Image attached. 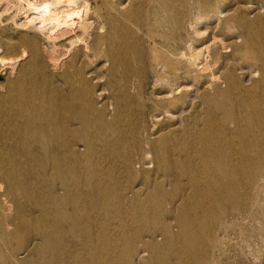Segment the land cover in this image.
<instances>
[{"label": "bare ground", "instance_id": "bare-ground-1", "mask_svg": "<svg viewBox=\"0 0 264 264\" xmlns=\"http://www.w3.org/2000/svg\"><path fill=\"white\" fill-rule=\"evenodd\" d=\"M126 1L0 0V264H215L216 228L262 195L264 0ZM186 80L203 106L178 130Z\"/></svg>", "mask_w": 264, "mask_h": 264}, {"label": "rangeland", "instance_id": "rangeland-1", "mask_svg": "<svg viewBox=\"0 0 264 264\" xmlns=\"http://www.w3.org/2000/svg\"><path fill=\"white\" fill-rule=\"evenodd\" d=\"M90 1H92V2H90ZM126 0H125V4H126ZM89 4H90V7H91V9H94V7H95V2H94V0H89ZM8 17L9 16H6V17H3L2 18V20H4L5 22H4V24H5V26H3V27H1L0 26V36H1V32H2V34H7L8 33V35L10 36V37H13V38H16V36L18 35V28H17V26L16 25H14L9 19H8ZM6 18V19H5ZM214 25H216L215 23H212L210 26V28L208 29V30H206L208 33H205L206 34V36H204V37H208V38H210L214 33H216V31L219 29V26H220V23H219V25L217 26V28L216 29H214L213 27H214ZM11 26V27H10ZM213 30H212V29ZM210 30V31H209ZM214 32V33H213ZM191 33V32H190ZM212 33V34H211ZM61 39V41H63L64 39H65V37L64 38H60ZM39 40H40V42H42L43 43V47L47 50V51H49V50H51L52 49V45H53V42H49L48 40H46L43 36H40L39 35ZM46 42V43H45ZM56 43H58V41H56ZM52 44V45H51ZM50 45V46H49ZM45 46H47V47H45ZM48 46H49V48H48ZM198 46V48L199 47H202V46H200L199 44L198 45H196V47ZM49 49V50H48ZM92 66V67H91ZM95 67V70H93L94 69V67ZM100 66H102V65H98L96 62H93L92 64H88V67H87V70H88V75H89V77L87 78L88 79V81H89V83H90V86H91V88H92V91H93V96H95L96 98H98V99H102V101H104L105 100V102H106V107L108 108V109H110L111 110V108H112V106L113 105H110V104H112L113 102L110 100H108V99H106V97H107V94H108V90H106L107 88L105 87V85L103 84L104 83V80H105V78H103V76H105V68L104 67H100ZM98 68H100L99 69V71L98 70H96V69H98ZM102 68H104V70L102 69ZM92 71V72H91ZM95 71V72H94ZM98 71V72H97ZM101 71H102V73H101ZM90 72L91 73H93L94 72V75L93 74H91L90 75ZM100 72V73H99ZM238 72L240 73V74H246L245 75V78H244V80H245V82H248V83H251L250 81H249V79H250V75H249V71H247V70H238ZM61 73V71H57V72H55L53 75H54V80H56V81H54L53 80V82H54V86L55 87H58V88H61V89H65V86H63L64 84H63V80L61 79V76H59V74ZM95 74H97V75H102V77L101 76H97V75H95ZM87 75V76H88ZM59 76V77H58ZM247 76V77H246ZM94 78V79H93ZM97 78H99V79H97ZM101 78H103V79H101ZM249 78V79H248ZM61 80V81H60ZM97 80H98V82H99V84L97 83ZM248 80V81H247ZM59 81V82H58ZM103 81V82H102ZM188 81V82H187ZM56 82V83H55ZM58 82V83H57ZM96 84H95V83ZM182 82V81H181ZM102 83V85L100 86V84ZM183 83V85H186V87H185V89L184 90H186V92H188V97H186V102H187V104L183 107V109L182 110H179V111H177L176 113H172V116L170 117H167L168 119H170L169 121H171L170 123L175 127L176 126V129H178V130H181V129H184L189 123H191V122H188V119L190 118V116H191V113L193 112V110L196 108V106L198 105V106H200V107H202L203 105L201 104V100H200V95H201V93H200V90H199V85L197 84V83H195V82H191L190 80H186V82L185 81H183L182 82ZM186 83V84H185ZM56 84V85H55ZM59 84H61V86L59 85ZM63 84V85H62ZM192 84H194V86L192 85ZM191 85H192V87H191ZM188 86V87H187ZM221 86H224L223 84L221 85ZM94 87V88H93ZM101 87H102V89H101ZM105 87V88H104ZM191 89H190V88ZM103 88H104V90H105V93L106 94H103L104 93V90H103ZM98 89V90H97ZM103 90V91H102ZM194 90V91H193ZM95 91H97V94H95ZM212 92V91H211ZM148 93H149V90H148ZM98 94H100V95H98ZM193 94H194V96H193ZM96 95H98V96H96ZM198 96V98H197V96ZM195 96H196V98H195ZM149 97H150V95H146L145 97H144V100H143V105H147V108H148V111H146V114L145 115H148L147 117L144 115V117H143V121L145 122V124L146 123H148V124H146V126H147V128L149 129V131H151V132H154L157 128H158V126H159V123L161 122V120L160 121H157V119H153L152 120V118H151V115H153L154 113L157 115V114H159L160 113V110H161V105H156V104H154L153 102H151L150 100H149ZM152 98L153 99H157V98H155V97H153L152 96ZM197 99H198V101H197ZM188 100H190V101H188ZM200 100V101H199ZM157 101V100H156ZM110 102H112V103H110ZM193 102H195V103H193ZM101 103V102H100ZM100 103H99V105H100ZM110 103V104H109ZM148 103V104H147ZM190 103V104H189ZM109 104V105H108ZM189 104V106H187ZM98 105V106H99ZM111 106V107H110ZM154 106V107H153ZM189 108H190V110H189ZM191 112V113H190ZM151 114V115H150ZM175 114V115H174ZM182 114V115H181ZM178 116V117H177ZM152 117H154V116H152ZM160 117V116H159ZM145 118V119H144ZM148 118H149V120H148ZM180 118V119H179ZM165 119H166V117H165ZM154 121L155 122H157V123H154ZM179 121V122H178ZM151 123V124H150ZM178 124H180L179 125V127L177 126ZM183 124V125H182ZM152 127H151V126ZM181 127V128H180ZM151 159H152V157H150L149 159H148V161H146L145 163L146 164H149L150 162H151V164L153 165V160L151 161ZM146 164H144V165H146ZM140 166H142V165H139V164H136L135 165V169H134V171H136V173H141V170H142V168L140 167ZM138 170V171H137ZM154 170V168H152V169H148L147 171L148 172H150V175H151V173H152V171ZM109 172V171H108ZM110 172H114V171H110ZM164 179H169V177H163ZM130 182V185L131 186H134V190L135 189H137L138 188V186H137V184H133V183H131V181H129ZM2 184L4 185V186H6V184L4 183V182H2ZM184 184H186V181H184ZM185 186V185H184ZM136 187V188H135ZM151 191H153V188H149ZM43 190H44V192L45 193H47V187L45 188V186L43 187ZM85 190H86V192H87V190H88V192H87V195H84L83 197L81 196V198L82 199H90V196H89V189H88V187H86L85 188ZM88 196H89V198H88ZM176 201V200H175ZM163 205H166L165 203L163 204ZM167 206V208H168V210H169V208H170V206L169 205H166ZM172 207V206H171ZM228 216L227 217H225L224 219H223V225H221L220 227H217L216 228V230H215V237H217V239L219 240V243H218V248H217V250H215L214 251V253H213V260H214V262H215V264H264V189H263V192H262V195H261V197L258 199V202H257V204H256V207H255V209H254V211L253 212H251L250 214H248V213H243V214H240V215H236L235 217L233 216H230V214H227ZM168 216V215H167ZM166 216V217H167ZM237 217V218H236ZM240 217V218H239ZM247 217H248V220H247ZM250 217V218H249ZM254 218V219H253ZM171 217L170 216H168L167 217V222H169V223H172V224H174V221L171 219ZM250 219V220H249ZM170 220V221H169ZM245 220V221H244ZM227 221V222H226ZM233 222V223H232ZM247 222V223H246ZM118 223V221L116 220V224ZM238 227V228H237ZM245 228V229H244ZM247 228V229H246ZM238 229V230H237ZM119 230V229H118ZM224 230H226V231H224ZM221 231V232H220ZM120 232H121V230H120ZM131 232H133V231H131ZM225 232V233H224ZM224 233V234H223ZM247 233V234H246ZM144 235V234H143ZM220 235V236H219ZM226 235V236H225ZM159 238H158V237ZM239 236H241V237H239ZM140 237V236H139ZM141 237H142V235H141ZM237 237V238H236ZM241 238V239H239V238ZM146 238H149L148 236H143V240L144 239H146ZM137 239H139V238H137ZM141 239V240H142ZM154 241H156V242H158V243H161L162 241H163V236L160 234V233H158V232H156L155 233V236H154ZM161 241H160V240ZM141 240H137L138 242V244L140 245V241ZM253 245V246H252ZM138 249V251H135V254H136V252H137V254H139V256L140 257H143V259L144 258H146L147 257V251H144V249L142 248H140V246H138L137 247ZM140 248V249H139ZM255 248V249H254ZM102 251H100L101 253V255H104L105 253L106 254H108V250H106V249H101ZM105 250H106V252H105ZM143 250V251H142ZM224 252V253H223ZM115 253H118V250H115ZM82 254V251H80V255ZM136 254V255H137ZM136 255H135V257H134V259L136 258ZM224 255V256H223ZM220 257V258H219ZM219 262H218V261ZM172 261H174V259L172 258ZM217 261V262H216ZM246 261V262H245ZM137 263V261L135 260L134 261V264H136Z\"/></svg>", "mask_w": 264, "mask_h": 264}]
</instances>
